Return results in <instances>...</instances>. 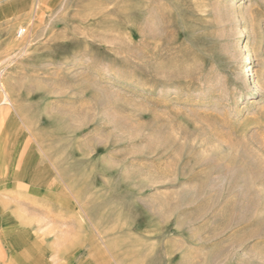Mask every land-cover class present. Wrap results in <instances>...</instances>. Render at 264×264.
<instances>
[{
	"label": "rangeland",
	"instance_id": "rangeland-1",
	"mask_svg": "<svg viewBox=\"0 0 264 264\" xmlns=\"http://www.w3.org/2000/svg\"><path fill=\"white\" fill-rule=\"evenodd\" d=\"M0 39V264H264V0H0Z\"/></svg>",
	"mask_w": 264,
	"mask_h": 264
},
{
	"label": "bare ground",
	"instance_id": "bare-ground-1",
	"mask_svg": "<svg viewBox=\"0 0 264 264\" xmlns=\"http://www.w3.org/2000/svg\"><path fill=\"white\" fill-rule=\"evenodd\" d=\"M240 38H239V41H241L243 38H244V34H243V32H242V34H240V36H239ZM251 60H252V55L251 54H249L248 56H247V58L245 59V61H246V64H245V66L241 69V73L243 74V75H248V73H250V76L251 77H253V74H254V72H253V69L251 68ZM249 83H253V81H251V80H249L248 81ZM0 86L1 87H3L2 86V84L0 83ZM2 91H3V89H2ZM253 93H257V90L255 89L254 90V92ZM6 100H8V102H9V97L6 95ZM3 160V159H2ZM1 162V161H0ZM39 165V164H38ZM5 168V166H3V164H0V174L5 170L4 169ZM37 169V168H36ZM36 171V170H35ZM9 174V173H8ZM38 176V175H37ZM3 177V176H2ZM0 180H3V179H0ZM8 180V179H7ZM37 181L39 180V179H36ZM18 181V180H17ZM33 183L35 184L36 183V181H35V179L33 180ZM28 184V183H27ZM55 186V185H54ZM3 211V210H2Z\"/></svg>",
	"mask_w": 264,
	"mask_h": 264
},
{
	"label": "built area",
	"instance_id": "built-area-1",
	"mask_svg": "<svg viewBox=\"0 0 264 264\" xmlns=\"http://www.w3.org/2000/svg\"><path fill=\"white\" fill-rule=\"evenodd\" d=\"M21 33H22V35H23V33H25V31H24V30H22V31H21Z\"/></svg>",
	"mask_w": 264,
	"mask_h": 264
},
{
	"label": "crops",
	"instance_id": "crops-1",
	"mask_svg": "<svg viewBox=\"0 0 264 264\" xmlns=\"http://www.w3.org/2000/svg\"><path fill=\"white\" fill-rule=\"evenodd\" d=\"M6 9H7V7H6ZM2 14V13H1ZM1 42H2V40L0 39V44H1ZM3 50V49H2Z\"/></svg>",
	"mask_w": 264,
	"mask_h": 264
}]
</instances>
